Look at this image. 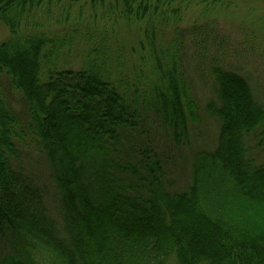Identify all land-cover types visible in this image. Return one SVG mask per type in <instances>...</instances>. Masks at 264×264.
I'll use <instances>...</instances> for the list:
<instances>
[{
    "label": "trees",
    "instance_id": "trees-1",
    "mask_svg": "<svg viewBox=\"0 0 264 264\" xmlns=\"http://www.w3.org/2000/svg\"><path fill=\"white\" fill-rule=\"evenodd\" d=\"M245 1L0 0V264H264V101L218 56V26L183 24ZM202 75L217 144L179 186L169 152L190 142Z\"/></svg>",
    "mask_w": 264,
    "mask_h": 264
},
{
    "label": "rangeland",
    "instance_id": "rangeland-1",
    "mask_svg": "<svg viewBox=\"0 0 264 264\" xmlns=\"http://www.w3.org/2000/svg\"><path fill=\"white\" fill-rule=\"evenodd\" d=\"M201 7V5L193 7L185 16L183 24L186 27L191 26L193 23L218 26L219 36L223 40L221 46L224 49L221 47L217 48L218 56L221 57L223 53L226 54L230 58L229 61L232 62L231 65H227L233 66L234 69L246 76L253 86L257 97L264 101V0H248L244 3L241 2L239 5H233L229 11L221 10L219 12L218 10V12H212L210 10L211 13L208 14L203 13ZM58 13L59 10L55 9L50 17H43L45 19L43 23L46 22L47 24L44 25V28L48 26L51 29L52 27L59 26L56 21ZM85 14L83 19L78 21L73 14L71 16V24H84L87 12ZM38 15H40V18L44 16L43 13H39ZM82 29L84 28L82 27ZM8 37V31L1 27L0 43ZM118 39L119 36L114 37V40ZM216 46H218L217 42L209 47V51L213 52ZM80 53V51H74L70 58L66 60L75 69L82 67L81 62L78 60ZM223 60L225 63V59ZM195 63L196 60L192 62V67ZM193 76H195V73H193ZM202 76L205 77V81L201 80V76H197L194 86L200 116L199 120L192 125L190 142L182 149L173 148L169 152V156L172 158L171 161L174 163V176L180 182L179 186H183V183L188 181L190 177L194 154L202 149L211 150L217 144L219 125L215 120L209 118L205 112L207 103L210 100L216 99V93L212 78L209 75ZM24 147L25 160L28 167L34 172L38 181L46 187L50 197L54 198L56 187L50 176L48 163L38 150L32 149V146L28 145ZM50 205L53 214L58 216L59 213L55 200Z\"/></svg>",
    "mask_w": 264,
    "mask_h": 264
}]
</instances>
